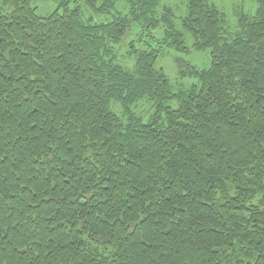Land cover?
Here are the masks:
<instances>
[{"label": "trees", "instance_id": "16d2710c", "mask_svg": "<svg viewBox=\"0 0 264 264\" xmlns=\"http://www.w3.org/2000/svg\"><path fill=\"white\" fill-rule=\"evenodd\" d=\"M252 1L234 33L188 2L180 26L210 65L176 59L197 83L173 93L157 60L189 49L160 0H0V264H264Z\"/></svg>", "mask_w": 264, "mask_h": 264}, {"label": "rangeland", "instance_id": "374dc122", "mask_svg": "<svg viewBox=\"0 0 264 264\" xmlns=\"http://www.w3.org/2000/svg\"><path fill=\"white\" fill-rule=\"evenodd\" d=\"M190 0H160V7L168 8L173 16L176 18L175 28L182 32L179 20L184 18L187 14V4ZM210 5H213L216 9L222 12L225 16L227 28L230 33H234L237 28L238 16L244 14L247 16H254L257 10L255 2L252 0H204ZM33 6L37 8V14L44 17L48 11L54 9V3H44L38 1L33 3ZM117 7L120 9L124 7L123 3H118ZM88 15V14H87ZM184 34V33H183ZM185 46L189 49L188 53L183 55L175 50H168L164 55L157 60V65L162 68L165 76L167 77L172 92L179 93L186 91L191 85L197 83L196 79L191 77H180L179 69L176 65V59H180L186 62L188 65L195 67L197 70L207 69L210 65L209 51H194L191 49L193 40L190 35L184 34ZM120 56L122 55L119 52ZM124 59L119 57L120 60ZM122 63L126 66H131V62L125 59ZM172 109L177 108V103L173 101L169 104ZM150 105L147 103L141 104L137 107L136 112L145 115L149 113ZM114 111L118 114L120 110L114 107ZM144 116V117H145ZM145 117V119H146Z\"/></svg>", "mask_w": 264, "mask_h": 264}]
</instances>
